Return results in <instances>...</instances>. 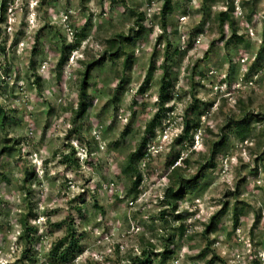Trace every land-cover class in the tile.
Masks as SVG:
<instances>
[{
    "label": "clouds",
    "instance_id": "obj_1",
    "mask_svg": "<svg viewBox=\"0 0 264 264\" xmlns=\"http://www.w3.org/2000/svg\"><path fill=\"white\" fill-rule=\"evenodd\" d=\"M0 264H264V0H0Z\"/></svg>",
    "mask_w": 264,
    "mask_h": 264
}]
</instances>
